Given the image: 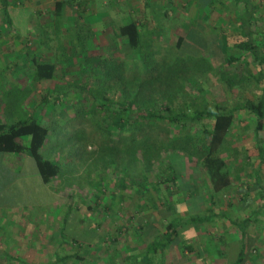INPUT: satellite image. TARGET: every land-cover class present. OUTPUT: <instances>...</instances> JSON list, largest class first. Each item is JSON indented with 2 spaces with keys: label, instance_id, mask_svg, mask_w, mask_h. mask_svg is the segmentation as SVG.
<instances>
[{
  "label": "rangeland",
  "instance_id": "374dc122",
  "mask_svg": "<svg viewBox=\"0 0 264 264\" xmlns=\"http://www.w3.org/2000/svg\"><path fill=\"white\" fill-rule=\"evenodd\" d=\"M54 1L17 0L16 2L15 0H10L12 28H9L1 21L2 15L0 12V91L6 90L9 86L8 88L13 93L7 96L6 100L9 98L16 100V91L25 90L22 92L27 94L30 89L31 94L24 104L26 110H30L31 106L38 104L40 97L44 96L46 90L53 86L49 81L34 82L22 72L26 71L29 74L27 53L31 49L38 54L37 56H39L41 61L54 62V56H56L54 53L57 51L59 41L54 39L53 29L49 30V33L51 32L50 36L53 37V40L49 43V48L37 46L34 41L33 44L30 43L37 29L36 22L40 24L52 22ZM142 1H71L70 5L65 9L64 29L62 28L61 30L62 34H64V37L61 35L62 40L64 41L65 39L66 28L76 27L77 16H83V20H80V26L86 28V31L90 30L91 39L94 38V40L88 41L87 57H81V59L77 58L76 49L64 42L68 47L69 59L65 62H58V78L65 82L69 81L79 84L92 82L95 77L91 72L97 70L96 65L99 62V56H113L117 51L121 55H125L128 49L125 46V40L116 38L112 28H117L131 21L133 19L132 14L135 17L138 13L140 14L143 10ZM15 2L16 4H14ZM78 3L80 4L78 5ZM173 3V0H160L159 4L152 3L151 5V12L154 18L153 21H150L148 30L152 34L155 44L158 41L153 53L160 52L166 55L175 53L180 55V57L190 56L193 59L202 55L213 67H221V69L242 75V67L238 69L235 66L226 65L221 60L220 55H216L219 52L226 53L224 51L229 50L228 41H225L226 38L223 39L224 33L221 32L222 29H220L221 26L218 19L211 18L204 21L208 11H215L216 13L222 11L219 4L217 6L211 4L210 8L207 6L196 7L192 4V0H185L186 7L181 10L178 7L175 9ZM114 5L116 6L114 7ZM232 9L227 8L225 10L227 21L230 19V21H234L235 19L236 15H234ZM145 11L149 12L150 9L147 8ZM230 11L231 13H229ZM258 12L257 15L260 14V20L258 24L254 25V29L264 30V6H258ZM212 16L215 17L216 15L212 14ZM179 37L184 38V44L180 51L177 52L174 46L176 39ZM219 41H221V45ZM37 48H39V52ZM58 53L59 51L56 52V54ZM16 61L19 65L14 63ZM248 70L255 73L258 69L254 63H251ZM58 81L61 80L58 79ZM11 84H14V86H11ZM185 88L186 94L195 100L201 99L199 88L205 89L206 93L203 97L206 98L209 104H211L213 99L216 100V97L224 91L221 76L217 73L213 75H192ZM247 89L244 93L234 92L231 98L237 99L239 96L253 98L252 89L250 91H247ZM67 96L70 100L72 95L69 94ZM225 97L226 99L228 98L226 94ZM118 100L120 101V99ZM185 100L188 102L187 97L177 96L174 107L176 108L178 103H182ZM231 100L236 101L234 99ZM156 102V110L167 115V106L169 104L166 99L159 95ZM36 109L35 115L37 118L41 120L43 125L51 127L56 133L55 135L64 128L65 130H62L64 134L71 130L70 126H65L73 116L72 107L67 101L63 106H58L56 116L50 114L49 107L40 106ZM3 113V111H0V119L2 120ZM235 115L234 125L228 138L231 146H233V151H229L227 155H236V157H234L235 159H227L228 157L225 155L228 161V170L233 175V183L229 191L216 196V202H213L210 198L212 189L203 170L195 171V165L185 161L178 154H172L173 157L171 158V156H168L169 153L162 152V160L164 162L172 159L174 164L181 166L180 178L175 187L169 186V182H164L165 177H162L159 169L160 165L157 164V161L148 166V171L144 170L146 164L138 163L134 167V172L131 174L132 177L126 179V186L123 187L121 182L119 183L120 179L125 180V164L121 162L123 158H117L114 153V158L112 159H115V161H113L109 152L105 151L97 143H86V146H83V143H79L71 146L63 144L53 136L51 142L49 141L45 147L46 152L53 160H58L64 169L62 175L48 185L43 184L41 179L37 177L36 168L32 160H29V155L26 152L17 156H3V165L7 166L11 171L7 169L9 171L7 174L4 171H0V186L3 185L0 188V234L8 233L7 237H12L10 228L14 224L15 226H23V224L38 221L41 223L49 221L58 223L62 217L66 218L63 237L66 236L64 239L67 240L73 237L75 239L87 238L88 231L79 233L73 231V228L79 223H85L86 227L91 225L90 223H100L102 226L125 224V228H130L149 221V216L152 212L155 214L157 222L160 220L158 213L155 210L153 211L151 205H147L146 199L143 202L141 195L137 193L142 180H145V185L148 189L146 194L152 198L154 196L158 200H156V204L158 202L160 210L168 206L166 205L167 201L161 195H166L169 188V190L173 191L174 195H172L170 200L178 209L176 216L185 217L181 222L182 225L187 222L186 217L188 219V216L205 214L208 209L216 213L214 221L204 226L206 228L205 232L195 230L194 226H189L190 232H188V229L180 231L176 241L177 246L179 245L177 249L180 251L183 248L182 245H191L193 248L192 253H190L191 262L201 264L204 259L202 264H231L238 253L236 249H233V240H237L241 236L243 229L241 228L242 220L250 216L252 221L246 228L248 235L244 264H264V192L262 193L261 189H256L254 180L248 178L249 174L254 173L258 169L264 185V165L259 166L257 156L252 155L255 148V121L253 115L245 110L236 112ZM259 133V136L264 141V129ZM62 138L63 134L61 133L59 139ZM248 162L251 165L245 166ZM105 168L107 169L105 170ZM16 169L17 171H15ZM84 183L85 186L79 188L78 185ZM245 186L251 190L252 202L249 204L246 203L247 199H241L240 191ZM121 192L124 193L122 194ZM125 192L132 199L126 200L120 197L121 194L124 197ZM113 194H117L119 198L113 200ZM152 201L153 199H151ZM185 205L186 209L181 210ZM260 208H262L261 211L257 213L256 210ZM70 209L72 212L68 213ZM77 214L83 219L79 221ZM232 221L233 224L231 223ZM148 229L147 227L146 230ZM26 232L18 230L17 227L13 231L17 240L22 239ZM139 233L142 235V240L147 242L146 237H143L144 231ZM190 234L191 237L189 238ZM130 238H132L131 233L125 235V239ZM201 240L204 241L203 244H200ZM223 240L227 241L229 250L231 247L230 253L226 256H223V249L220 248ZM236 244L239 245L241 243L236 242ZM154 247L156 248V246ZM158 249V255H160V248ZM255 250L256 252H254ZM169 261L170 258L166 255L165 263L169 264Z\"/></svg>",
  "mask_w": 264,
  "mask_h": 264
},
{
  "label": "trees",
  "instance_id": "16d2710c",
  "mask_svg": "<svg viewBox=\"0 0 264 264\" xmlns=\"http://www.w3.org/2000/svg\"><path fill=\"white\" fill-rule=\"evenodd\" d=\"M71 1L73 0H55L52 22L47 24L36 22L37 29L30 41L31 44L34 41L37 46L49 48V43L53 40L49 30L53 29L54 39L59 41L57 46L59 53L56 54L57 51L54 53L56 55L54 62L41 61L38 54L31 49L27 53L29 74L21 71L34 82L49 81L53 86L46 90L44 96L40 97L36 104L37 106H31L30 110H26L24 106L31 94L30 89L27 94L22 92L25 90L16 91V100L14 98L6 100L7 96L13 93L8 88L9 86L6 90L0 91V111L4 112L3 120L0 119V171L6 174L11 171L3 165V156H17L26 152L36 168L37 177L43 184H50L62 175L64 169L58 160H53L46 152L45 147L54 136L63 144L71 146L79 143H83V146H86V143H97L109 152L111 159L114 158V153L117 158H123L121 162L125 164V180H119L123 187L126 186V179L132 177L131 174L138 163L146 164L144 170L148 171V166L154 161L160 165L161 175L165 177L164 182H169V186L175 187L180 178L181 166L174 164L172 159L164 162L162 152L169 153L168 156L171 158L172 154H178L185 161L194 164L195 171L203 170L212 189L210 198L216 202L218 194L229 191L232 187L233 175L228 170L226 157L235 159L236 155H227L229 151H233L228 138L234 125L235 113L244 110L252 114L255 121V148L252 155L257 156L259 166L264 165V141L259 136V132L264 129V30L254 29V25L260 20V14L256 15L258 6L254 5L251 0H232L233 10L237 11L235 17H238V23L226 22L224 26H221V32L224 33L223 39L226 38L225 41H228L229 50L224 51L226 53L216 54L220 55L224 64L235 66L238 69L242 67V75L221 69V67H213L202 55L193 59L190 56L180 57L175 53L169 55L160 52L153 53L158 43L157 41L155 44L148 30L153 18L151 19L148 15L141 16L138 13L136 17L132 14L131 21L112 28L116 38L125 40L127 53L121 55L117 51L113 56H99L97 70L90 71L95 77L94 81L83 84L65 82L57 76L58 62H65L69 59L68 47L64 42L74 47L77 51V58L81 59V57H87L88 41L94 40V38L91 39V31H86V28L80 26L83 16H77L75 28H66L65 39L62 40L61 35L64 34L61 30L65 20V9ZM203 1L207 5L215 0ZM151 5V0H145L146 8ZM10 7V0H0L1 21L12 28ZM183 44V37L176 39L174 48L177 52ZM14 63L18 64L17 61ZM251 63H254L258 69L255 73L248 70ZM215 73L220 74L224 91L216 97V100L213 99L211 104L207 103L206 98L203 97L206 93L203 88H199L200 100L190 98L186 94L185 87L192 75H213ZM248 87L250 88L247 89ZM246 89L247 91L252 89L253 98L241 96L237 99L231 98L234 92L244 93ZM69 94L72 95L70 100L67 96ZM159 95L169 104L167 115L156 110ZM179 95L182 98L187 97L188 102L185 100L178 103L175 108L174 103ZM66 101L70 103L73 110L71 120L65 125L70 126L71 130L64 134L62 132L64 128L55 135L51 127L42 124L35 115V111L40 106L49 107L50 114L56 116L58 106H63ZM61 133L63 138L59 139ZM112 160L115 161V159ZM248 165L251 163L248 162L245 166ZM248 178L254 180L256 189L264 192L260 170L256 169L254 173L249 174ZM145 182L142 180L137 193L141 195L143 202L146 199L147 205H151L153 211L158 213L160 220L156 222L155 214L152 212L149 221L141 223L138 229L125 228V235L131 233L132 237L136 235V239L142 240L139 232L144 231L143 237H146L148 241L151 240L146 246V255L149 256L159 251L158 248L161 251L177 241L184 227L181 222L185 217L176 216L178 209L170 200L174 195L173 191L169 190L170 188L167 189L166 195H161L167 201L168 206L160 210L158 202L156 204L157 199L146 194L148 189ZM78 186L82 188L85 183ZM250 193L251 190L247 186L241 188V199H247V204L252 202ZM122 194L120 197L126 200L132 199L126 192L124 197ZM113 196V200L119 198L117 194ZM151 199H153L152 202ZM261 209H257L256 212H260ZM71 212L70 209L68 213ZM77 215L79 221L83 219L79 214ZM215 217L216 213L211 209L206 210L205 214L188 216V219L186 217L187 222L185 221L186 229L190 232L189 226H194L195 230L205 232L204 226L214 221ZM249 217L242 220L240 249L231 264H244L248 235L246 228L252 221ZM59 222L63 225L64 232L66 218L62 217ZM231 223L233 224V221ZM147 227L148 230H146ZM182 247L192 253L191 245L185 244Z\"/></svg>",
  "mask_w": 264,
  "mask_h": 264
},
{
  "label": "crops",
  "instance_id": "0c3cea01",
  "mask_svg": "<svg viewBox=\"0 0 264 264\" xmlns=\"http://www.w3.org/2000/svg\"><path fill=\"white\" fill-rule=\"evenodd\" d=\"M151 1L156 4L160 3V0ZM173 1L175 9L178 7L182 10L186 7L185 0ZM231 1L215 0V3L211 2L206 5L203 0H192V4L196 7L207 6L208 8H210L211 4L215 6L219 4L222 11L220 13L208 11L204 21L217 18L219 25L224 26L226 22H230L231 24L238 23V17H235L234 21H230L231 19L229 20L228 18L229 21H227L225 10L227 8L230 9L232 4L234 6L233 1ZM251 2L256 6H264V4H261L264 3V0H251ZM142 4L143 10L140 15H148L151 19L154 18L151 7H149V12L145 11L147 10L145 0L142 1ZM236 13L237 11H234V15ZM212 14L216 16L211 17ZM257 14L258 10L256 11ZM219 42L221 45V41ZM185 209L186 205L181 210ZM84 224L79 223L73 228V231L76 233L88 231L89 234L86 235L87 238H78L76 240L73 238H69L68 240L64 239L66 236L63 237V225L61 222L55 223L49 221L41 223L38 221L23 224V226H15L14 224L10 228L12 237H7L9 235L8 233L4 235L0 234V264H166V255L170 258L169 264H195L191 262L192 258L189 251L185 247L179 251L177 249L179 245L177 246L176 242L168 245V248L161 250L160 255H158V251H155L154 254L147 256L146 246L151 240L145 242L136 239V235L132 237L133 239H125V224L119 226L115 224L102 226L100 223H90L91 225L88 227ZM186 225L187 223H184L182 229H186ZM16 227L18 230L27 231L20 240H17L15 233H13ZM135 228L138 229L139 225L135 226ZM188 237L190 238L191 234ZM203 242L201 240L200 244H203ZM236 242H241V236L237 240H233V248H236L239 252L240 244L237 245ZM220 248L223 249V256H226L231 251V247L229 250V245L224 240ZM203 262L204 259L201 261V264Z\"/></svg>",
  "mask_w": 264,
  "mask_h": 264
}]
</instances>
